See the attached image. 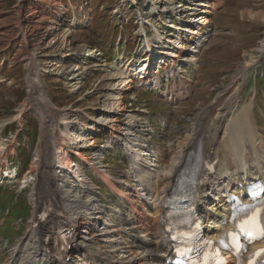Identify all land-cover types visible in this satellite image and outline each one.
I'll return each mask as SVG.
<instances>
[{
  "label": "rangeland",
  "instance_id": "obj_1",
  "mask_svg": "<svg viewBox=\"0 0 264 264\" xmlns=\"http://www.w3.org/2000/svg\"><path fill=\"white\" fill-rule=\"evenodd\" d=\"M153 7L158 11L152 15L149 10ZM216 7L217 10L207 16L218 27L219 33L211 41L212 49H206L200 58L198 73L194 75L198 80L187 98L173 104L163 94L155 95L150 89L134 84L119 99L123 107L110 114L106 110L117 105V100L113 99L117 92L113 90L116 81L111 79L110 72L116 60L122 70L127 67L121 55L118 58L119 54L136 55L130 64L134 69L133 63L144 54L142 25L157 31L166 27L161 30L163 35L160 36L167 44L172 39L170 33L174 23L166 21L171 17L169 9L183 10L182 0H0V146L9 147L6 158L0 153V176L3 177V171L7 172L8 167L18 168L17 177L15 170L9 169L14 171L15 176L10 177L12 179L5 177V184L0 181V207L3 204L10 207L11 212L17 211L8 218V224L27 217L30 210L26 197L38 185L39 179L38 169L33 164L42 134V119L32 105L23 110L24 113L21 111L23 104L30 103L29 75L32 66L37 64L36 71L42 75L43 85L40 88L46 92L52 108L57 111L64 109L66 118L76 119L77 123L82 124L86 119L89 133H94L97 127L95 121L106 115L116 116V128L112 127L114 123L107 121L105 130L95 133L94 144L88 140L79 143L76 145L80 149L79 154L74 148H69L77 172L68 178V183L60 181L59 184L67 191L75 189L76 178L82 177L76 176L85 170L94 181L95 188L100 187L105 195L103 198L99 191L107 207H119V201L125 203L129 197L121 195L122 181L127 180L138 189L137 181L134 182L136 171L132 168L134 153L127 149L129 146H125L127 124L138 121L139 115L145 114L147 109L154 132L145 137V144L152 145L156 150L159 148L165 156L161 157L162 166H171L170 157L180 151L183 143L197 131L203 109L228 91L233 75L246 62H254L260 55L257 42L264 37V0H219ZM181 18L180 14L176 24L181 23ZM136 22L141 25L138 30ZM91 47H99L104 52L102 60L84 58L91 54L87 53ZM96 55L99 57V52ZM115 58L118 59L114 61ZM252 100L255 117L264 135V58L249 66L239 110ZM88 115H92L93 119ZM60 118L62 124L53 136H59L64 143L63 134L66 135L68 126L63 124V114ZM210 123L209 127L213 125L211 119ZM71 129L72 133L76 132V126ZM89 133L85 132L86 136ZM68 140L65 142L70 147L73 143ZM99 152L105 156L99 165L100 171L96 169L100 164L96 160L101 156ZM148 164L144 163L146 169L153 171L154 166ZM169 169L160 173L162 186L168 179ZM60 170V167L57 168L58 174L62 175ZM23 180V184L28 186L15 200L16 204H9ZM127 187L131 194L133 187ZM86 188L77 187L78 195L84 197ZM81 215L86 217L84 213ZM24 225L13 235L22 232ZM4 228L5 225L0 227V234H3ZM103 242L99 240L92 248L100 250L104 247ZM105 247L112 251L113 246L107 244ZM29 248L30 243L25 241L24 253L20 254L16 264H30ZM13 253L11 255L7 249L3 250L0 264H9Z\"/></svg>",
  "mask_w": 264,
  "mask_h": 264
},
{
  "label": "bare ground",
  "instance_id": "obj_2",
  "mask_svg": "<svg viewBox=\"0 0 264 264\" xmlns=\"http://www.w3.org/2000/svg\"><path fill=\"white\" fill-rule=\"evenodd\" d=\"M130 1L134 2V0ZM182 2L184 9L180 11L178 8L169 9V12L172 11L171 17H168L166 21L171 24L173 23V19H179L181 14V23H173V29L170 34L174 32L173 30L177 31V34L183 37V43L181 41L173 42L172 39L167 44L166 41L160 43L155 50L157 53L156 58L159 62L158 67L160 65L167 66L170 63L177 62L180 56L179 54H175L173 52L174 50H171L173 47H182L183 49L181 50H183L187 58L181 62L183 64L177 65L181 71H183L184 64L187 61H193L191 58L196 56L200 44L205 39L207 22H210L207 14L215 10L217 8L216 4H219V0H182ZM163 8L166 9L167 5L164 4ZM155 9L153 7L152 10H149L152 15L158 11ZM146 14L149 13L146 12ZM193 15L195 17H192ZM261 50L264 53V41ZM118 58L120 59V56ZM260 58H263V56H260ZM121 60H123V57ZM146 61L147 59L143 58V62ZM118 62V60L115 61L114 67H112L110 72L111 79L116 81L113 90L117 91L115 97H113V99L115 98L117 100L116 107L106 110L110 114L118 112L117 109L123 107L119 99L123 97L122 95L126 91L133 88L131 84L133 71H129L128 68L126 71L124 69L122 70V66L117 64ZM258 62L259 60L251 61L252 64ZM251 63L246 62L233 75L227 92L220 94L215 101L203 109L198 121L201 123H199L200 125H198L197 131L183 143L180 151L170 157L171 166L169 167L162 166L161 157L163 154L160 150H155L159 157L158 162L154 165L155 169L153 171L146 169L145 165L141 163L142 156L146 155V153L140 151V148L136 144L143 138V135H147L145 132L149 130L140 129L141 125H136L130 121L129 126L127 125L128 128L124 140L129 139L131 141V150L135 154L132 159L133 167H135L134 170L139 176L136 180L137 182L135 180L134 182L137 183L141 192L136 188H133L134 190L131 194L128 193V190L125 192V187L127 189L129 188L127 185L131 187L133 185L126 180L122 181L121 183L124 184H122L123 187L120 190L122 196L126 197L128 195L129 197L126 203H123L124 205L122 207L124 209L109 207L110 212L108 215L100 200L98 201L92 194L96 192L94 190L95 186L91 189L89 188L84 197L78 195L77 187L85 186L86 188L88 185H93L89 177H81L80 179L78 176H81V173L78 174L75 185H73L77 187L73 190L67 191L60 187V181L64 184L68 183V178L73 176L75 174L74 172H77V168L72 164V157L70 156L71 149L69 148H74L76 153L79 154L80 149H77L78 147L76 145L86 140L94 144L95 141L92 140H95L96 136L93 133H89L87 135L89 137L87 138L85 132H87L88 124L86 121L83 120L82 124L77 123L76 119L70 120L66 118L67 113H65L64 109L57 111L52 108L46 92L40 88L43 85L42 75L36 71L37 64H34L29 75L30 103L23 104L21 111H25L32 105L40 115L43 124L42 134L35 152V163L33 164L34 168L37 167L39 175L38 189L34 191L37 207L40 201L43 203L47 198H51L66 213H70V222L75 228L76 238L79 241L81 240V243L89 245L103 240L104 242L116 245L115 249H118V254L114 252L110 256L111 254L102 253L103 256L110 258L114 264H159L161 263V255L157 253L159 249L156 242L153 239L149 242H143L145 241L144 236L153 235L154 229L152 226L157 224L160 215L163 213V203L170 195L176 183V177L191 164L192 157L196 154H203L217 162L214 173L198 187L200 197L197 209L204 219V227L207 233L217 238L228 226L222 225V218L228 219L230 215V205L227 203L228 192H237L240 183H244L250 178L264 180V135L260 132L255 118L254 102H249L239 110L245 89L247 71L249 66L252 65ZM142 78V75L138 77L140 80ZM237 111L239 112L238 115L235 114ZM62 114L65 117L63 124L64 126H68V130L65 131L66 135L63 134V137L65 136L64 143L59 139V136H53L57 134V130L62 124L59 122ZM89 118L93 119V116L90 115ZM210 119L213 125L209 127V124H211ZM107 121L114 123L112 127L113 129L116 128V116L106 115L101 120L95 121L97 127L94 128V133L105 130L104 126L107 124ZM75 126L76 132L72 133L71 128ZM133 133L137 137H132L131 135ZM68 139L73 143L70 147L65 142ZM134 142L135 145L133 144ZM8 149L9 147L3 144L0 146V153L3 158L7 157ZM102 154V152H99V155ZM149 161V164H152L153 160L149 159ZM57 164L59 166H56ZM59 167L61 168L60 172L63 173L62 175L58 174L59 171H57V168ZM168 168H170L167 173L168 179L164 183V186H161L162 181L159 179L160 173L162 171L166 172ZM96 169L100 171L99 168L96 167ZM8 170L5 173V177H14V171ZM153 178L156 179L151 183L150 180ZM104 179L107 178L104 177ZM113 185L116 186L115 184ZM147 194L151 196V202H147L141 197V195ZM83 213L86 217L81 222L79 219ZM101 220H104L105 225L102 231L96 228L98 224L101 225ZM130 240L133 241L131 245L128 243ZM29 241H31L32 245L30 248V264H86L85 255L78 249L71 250L67 255H63L58 250L48 252L40 248L41 242H37L35 231L29 237ZM263 245L264 243L261 244L262 247ZM14 248V256L10 257L9 264H16L20 254L24 253L21 246L16 245ZM121 253L126 254L125 257H120L119 255ZM89 260L93 264H99L96 260L91 258Z\"/></svg>",
  "mask_w": 264,
  "mask_h": 264
},
{
  "label": "crops",
  "instance_id": "obj_3",
  "mask_svg": "<svg viewBox=\"0 0 264 264\" xmlns=\"http://www.w3.org/2000/svg\"><path fill=\"white\" fill-rule=\"evenodd\" d=\"M10 198V197H9ZM12 202H14L13 201V199L11 200V202H9V204H11ZM5 203V202H4ZM9 204H8V206H9ZM1 207H6V205H1ZM14 212H17L16 211V209H15V211ZM12 215L14 216L15 215V213H12ZM4 216V213H1V211H0V218L1 217H3ZM11 216V215H10ZM15 227L14 226H11V225H9L8 224V222L5 224V228L3 229V234H0V235H2V237H4V238H7V237H10V236H12L13 235V233H15Z\"/></svg>",
  "mask_w": 264,
  "mask_h": 264
},
{
  "label": "snow or ice",
  "instance_id": "obj_4",
  "mask_svg": "<svg viewBox=\"0 0 264 264\" xmlns=\"http://www.w3.org/2000/svg\"><path fill=\"white\" fill-rule=\"evenodd\" d=\"M261 232H264V227H261ZM261 251H264V250H261Z\"/></svg>",
  "mask_w": 264,
  "mask_h": 264
}]
</instances>
